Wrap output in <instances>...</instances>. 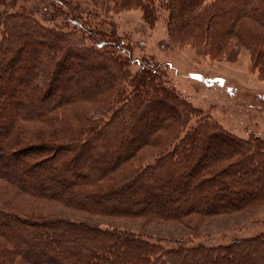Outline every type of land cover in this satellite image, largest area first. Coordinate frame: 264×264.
<instances>
[{"label":"trees","instance_id":"1","mask_svg":"<svg viewBox=\"0 0 264 264\" xmlns=\"http://www.w3.org/2000/svg\"><path fill=\"white\" fill-rule=\"evenodd\" d=\"M59 2L67 26L46 27L0 0V183L34 202H0V264H264V229L226 244L191 239L196 217L264 207L262 142L204 118L139 60L131 73L113 28L88 24L111 3L153 24L158 6L169 38L212 54L232 42L264 78V0ZM74 105L89 108L63 116ZM148 147L152 162L130 166ZM156 222L178 235L144 230Z\"/></svg>","mask_w":264,"mask_h":264},{"label":"rangeland","instance_id":"2","mask_svg":"<svg viewBox=\"0 0 264 264\" xmlns=\"http://www.w3.org/2000/svg\"><path fill=\"white\" fill-rule=\"evenodd\" d=\"M15 1L17 9L20 7L22 12L31 14L46 27L67 26L62 15L56 10L61 8L65 12L68 8L60 5L59 0L55 1L54 8L48 0ZM67 1L73 5L78 4L85 11L86 9L93 10L91 0ZM109 5L107 13L99 18L90 19L88 24L92 23L90 27H97L107 32L112 31L113 28L114 35L121 46L123 45L120 51L121 56L129 57L131 54L129 62L131 73L138 71L137 61L139 60L141 65H147L151 73H155L154 75L158 76L162 82H168L180 97L200 110L204 118L216 122L222 129L238 138L246 140L256 138L262 142L264 147V78L259 76L257 68L252 65L247 49L234 47L230 42L224 54H212L207 51V46H203L201 50L188 44H179L169 38L165 23L168 12L163 8L156 6L157 20L153 24H146L142 20L140 8L125 4L126 7L121 9L119 6L114 8L112 3ZM77 21L81 24L80 20ZM74 25L76 29H79L73 23L69 25V28L72 29ZM83 27L85 28V25ZM255 27L253 29L258 28ZM18 75L19 73L13 77L17 78ZM75 108L78 107L67 106L61 112L63 116L71 117L75 113ZM88 108V105H83L77 111L84 113V109ZM94 113L91 110L88 114L94 115ZM194 123L196 119L193 117L191 125ZM156 154L155 149L144 148L138 152L137 158L132 160L130 166H140L147 161L152 162ZM249 155L248 152L247 156ZM260 166L264 167V164L261 163ZM259 177L264 179V173ZM223 181H227V178H223ZM226 183H230V180ZM13 190L15 189L0 183V197H2L0 202L8 200L19 207L34 203L26 197L12 195ZM78 215V219H92V222L96 224L101 223L106 226L113 223L97 217ZM195 220L191 223V229L198 233L194 235L195 238H191L193 244L202 241L208 245L226 244L234 238L250 237L263 230L264 207L255 205L232 215L206 219L196 217ZM134 223L139 227L142 225L141 221ZM113 224L119 225V223ZM146 225L144 230L149 232L152 231L162 236L171 233L173 237L178 235L173 233L172 224L156 222ZM189 233L185 229L180 235H189Z\"/></svg>","mask_w":264,"mask_h":264}]
</instances>
